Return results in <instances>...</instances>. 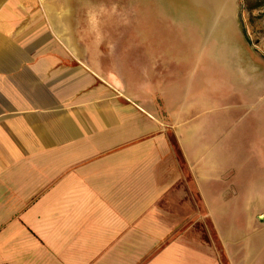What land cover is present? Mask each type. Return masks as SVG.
<instances>
[{
	"label": "crops",
	"instance_id": "crops-1",
	"mask_svg": "<svg viewBox=\"0 0 264 264\" xmlns=\"http://www.w3.org/2000/svg\"><path fill=\"white\" fill-rule=\"evenodd\" d=\"M212 10L179 45L248 46L238 1ZM77 27L54 0H0V264H255L212 213L230 176L208 148L238 106H217L222 60L200 82L203 58L191 71L171 46H133L125 63L119 46H78Z\"/></svg>",
	"mask_w": 264,
	"mask_h": 264
},
{
	"label": "rangeland",
	"instance_id": "rangeland-1",
	"mask_svg": "<svg viewBox=\"0 0 264 264\" xmlns=\"http://www.w3.org/2000/svg\"><path fill=\"white\" fill-rule=\"evenodd\" d=\"M199 1L202 5L197 0H54V5L66 10L71 21L78 22V46H119L125 63H131L141 52L144 54L133 46H171L176 56L184 54L191 71L196 70L194 59L203 58L205 68L197 69L202 82L208 80L207 72L203 76V70L210 69L206 66L208 60L213 56L222 60V72L216 73V80L220 79L214 87L222 100L216 103L218 107L222 105L224 113V104L237 100V123L233 120V131L220 132L221 146L208 148L216 157V173L225 176L223 179L230 176L222 184L230 192L222 197L216 194L212 213L222 231L223 224L233 217L239 227L238 241L246 238L254 250V263L264 264V220L259 218L264 217V0H237L239 26L248 46H181L189 21L198 12V23L200 28L204 27L211 16L209 11L213 13L212 7L216 8L220 0ZM155 31H160V35ZM248 102L251 104L247 105ZM213 196L209 190L205 197L210 200ZM225 201H231L232 206ZM198 225L206 239L212 237L221 254L210 223L205 220Z\"/></svg>",
	"mask_w": 264,
	"mask_h": 264
},
{
	"label": "trees",
	"instance_id": "trees-1",
	"mask_svg": "<svg viewBox=\"0 0 264 264\" xmlns=\"http://www.w3.org/2000/svg\"><path fill=\"white\" fill-rule=\"evenodd\" d=\"M223 262H224L225 264H227V262H226V260H225V258H224V254H223Z\"/></svg>",
	"mask_w": 264,
	"mask_h": 264
},
{
	"label": "water",
	"instance_id": "water-1",
	"mask_svg": "<svg viewBox=\"0 0 264 264\" xmlns=\"http://www.w3.org/2000/svg\"><path fill=\"white\" fill-rule=\"evenodd\" d=\"M259 218H260V220H262V221L264 220V217H259Z\"/></svg>",
	"mask_w": 264,
	"mask_h": 264
}]
</instances>
